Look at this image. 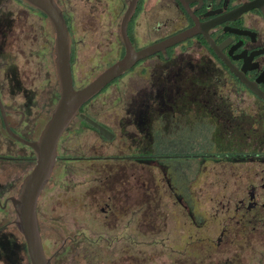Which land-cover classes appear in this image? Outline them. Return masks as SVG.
Masks as SVG:
<instances>
[{
	"label": "flooded vegetation",
	"instance_id": "obj_1",
	"mask_svg": "<svg viewBox=\"0 0 264 264\" xmlns=\"http://www.w3.org/2000/svg\"><path fill=\"white\" fill-rule=\"evenodd\" d=\"M12 1L15 4L10 5ZM53 1L68 33L74 89L82 88L124 56L123 20L127 12L125 35L135 51L194 30L184 40L139 59L82 104L58 139L55 165L63 139L70 129L75 131L76 121L107 141L114 140L115 130H119L122 138L132 142L129 147L137 150L106 159L124 161L126 166L138 161L156 162L164 173L165 185L182 203L188 202L190 195L196 198L189 187L211 188V211L204 212L199 205V214L187 207L190 215L195 212L191 217L199 229L193 234L192 264H264L260 260L264 251V0ZM31 14L37 18L28 24ZM105 58L115 60L106 64ZM88 61L95 71L82 81L78 72ZM125 74L143 76L145 82L119 102L118 109L124 115L113 124H105L98 119L103 104L96 103L112 86H125L121 81ZM42 87L46 91L43 96ZM59 93L55 32L49 19L25 0H0V136L4 137L0 139V163L33 168L35 152L12 134L30 142L37 140ZM42 117L46 118L41 124ZM87 119L105 128L111 138ZM185 157L196 159L192 174L186 178L185 173H178V166L166 167L167 159ZM65 159L106 160L83 155ZM208 169L211 179L202 182L200 177ZM168 171L173 172V179ZM21 183L13 180L8 185L0 180V250L6 239L25 251L24 238L13 223L11 202ZM193 200L199 204L197 198ZM129 206V215L116 219L113 231L132 234L137 204L134 201ZM208 222L210 228L206 227ZM38 223L46 257L51 264H61L63 252L76 237L70 228L54 224L60 243L48 253L44 237L47 226L39 216ZM131 234L116 239L119 243L131 241ZM221 250L222 256H229H218ZM230 250L233 253L225 252Z\"/></svg>",
	"mask_w": 264,
	"mask_h": 264
},
{
	"label": "rangeland",
	"instance_id": "obj_2",
	"mask_svg": "<svg viewBox=\"0 0 264 264\" xmlns=\"http://www.w3.org/2000/svg\"><path fill=\"white\" fill-rule=\"evenodd\" d=\"M12 4L15 3L12 1L10 5ZM27 18L29 24L37 17L31 14ZM114 60L105 58L103 62L107 64ZM92 65L93 63L88 61L79 70V79L85 81L91 76L95 71ZM26 73L30 74L28 70ZM121 81H125V86H112L96 103L103 104V112L98 119L105 124H113L124 115L123 110L118 109L119 102L127 98L130 91L140 87L145 82V77L125 74ZM43 89L45 87L41 88L42 96L46 93ZM45 118H41V124ZM73 130L75 131L70 129L63 139L58 153L60 160L57 161L51 181L38 203L39 219L47 226L44 235L47 252L51 253L59 246L60 242L52 228L54 224H58L63 229L70 228L71 234L77 239L69 250L63 252L61 264H192V259L195 258L193 234L199 229L194 227L191 215L194 217V211L201 214L198 211L199 205L202 211H211V188L189 187L199 204L194 203L193 199L196 198H190L191 195L187 198L188 202L182 203L171 187L165 185L164 173L156 162L138 161L135 165L126 166L123 165L124 161L106 159L137 150L129 147L132 142L122 138L119 130H115L116 138L112 141L95 137L96 132L83 126L79 120L75 122ZM0 139L4 140V137L0 136ZM78 145L84 150L75 149ZM3 152L5 153V150H2ZM79 155L98 156L106 160L73 162L65 159ZM195 161V158L185 157L167 159L165 163L169 170L175 165L178 166V173L181 176L185 173L186 178L190 172L192 174ZM22 166L11 162L0 163V180L8 185L13 180L22 182L23 174H27L32 168ZM172 174V171H168V176ZM211 174L208 169L201 175V181L209 182ZM182 189L186 190V187ZM134 201L137 204V217L133 219L130 227L133 229L132 234L130 231H113L115 220L127 217V208ZM105 202H108V205H105ZM187 207L194 209L191 215ZM206 227L210 228L211 223L208 222ZM129 234L134 237L131 241L119 243L116 239L118 236L128 238ZM3 241L0 264H30L27 253L17 244L6 239ZM221 252L224 251H219L218 256H229L225 253L222 256ZM225 252L233 253L232 250ZM263 255L264 251L260 260H264ZM243 258H246V254Z\"/></svg>",
	"mask_w": 264,
	"mask_h": 264
},
{
	"label": "water",
	"instance_id": "obj_3",
	"mask_svg": "<svg viewBox=\"0 0 264 264\" xmlns=\"http://www.w3.org/2000/svg\"><path fill=\"white\" fill-rule=\"evenodd\" d=\"M25 1L43 12L54 29L56 72L60 93L52 115L43 127L37 140L31 142L26 141L15 136L8 129L10 134L17 140L30 146L35 152V164L33 168L25 175L17 197L11 198L15 210L13 223L24 238L30 264H51L49 258L44 253L42 245L37 216V203L55 165L56 147L60 135L82 104L100 92L112 80L130 69L136 61L150 53L164 50L166 47L184 40L191 36L194 30H186L171 38L135 51L125 35V22L128 17L127 12L123 20L124 56L106 67L82 88L74 89L70 67L68 33L61 11L53 0ZM89 121L94 124L91 120ZM94 125L99 128L101 134L107 138H111L105 128L98 124Z\"/></svg>",
	"mask_w": 264,
	"mask_h": 264
},
{
	"label": "trees",
	"instance_id": "obj_4",
	"mask_svg": "<svg viewBox=\"0 0 264 264\" xmlns=\"http://www.w3.org/2000/svg\"><path fill=\"white\" fill-rule=\"evenodd\" d=\"M25 252H26V245L24 246ZM27 253V252H26Z\"/></svg>",
	"mask_w": 264,
	"mask_h": 264
}]
</instances>
